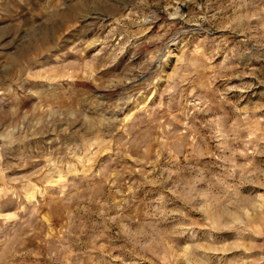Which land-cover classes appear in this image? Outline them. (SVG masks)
<instances>
[{
  "label": "rangeland",
  "instance_id": "rangeland-1",
  "mask_svg": "<svg viewBox=\"0 0 264 264\" xmlns=\"http://www.w3.org/2000/svg\"><path fill=\"white\" fill-rule=\"evenodd\" d=\"M0 264H264V0H0Z\"/></svg>",
  "mask_w": 264,
  "mask_h": 264
}]
</instances>
